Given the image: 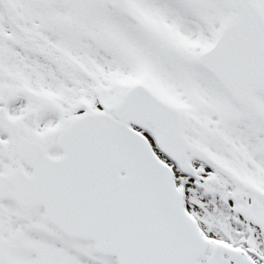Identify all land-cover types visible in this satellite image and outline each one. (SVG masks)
<instances>
[{"label": "snow or ice", "instance_id": "obj_1", "mask_svg": "<svg viewBox=\"0 0 264 264\" xmlns=\"http://www.w3.org/2000/svg\"><path fill=\"white\" fill-rule=\"evenodd\" d=\"M0 264H264V0H0Z\"/></svg>", "mask_w": 264, "mask_h": 264}]
</instances>
